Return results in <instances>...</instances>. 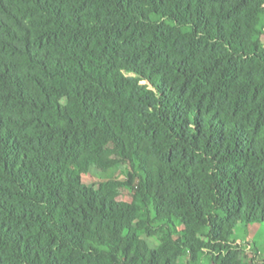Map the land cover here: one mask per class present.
<instances>
[{"label": "trees", "instance_id": "1", "mask_svg": "<svg viewBox=\"0 0 264 264\" xmlns=\"http://www.w3.org/2000/svg\"><path fill=\"white\" fill-rule=\"evenodd\" d=\"M240 223L264 224V0H0V264H260Z\"/></svg>", "mask_w": 264, "mask_h": 264}, {"label": "rangeland", "instance_id": "2", "mask_svg": "<svg viewBox=\"0 0 264 264\" xmlns=\"http://www.w3.org/2000/svg\"><path fill=\"white\" fill-rule=\"evenodd\" d=\"M100 170H93L92 174L86 177L87 181H91V177L95 174H99ZM112 174L119 177H125L126 169L116 168L111 170ZM126 200H131V195L126 192L124 194ZM151 245L158 243V238L153 237L149 239ZM234 241L236 246H240L245 254L244 258L247 261L256 260L260 264L264 263V224L255 223L245 225L240 223L235 229ZM180 264H212L210 259L206 255H202L197 262H188L183 259Z\"/></svg>", "mask_w": 264, "mask_h": 264}]
</instances>
